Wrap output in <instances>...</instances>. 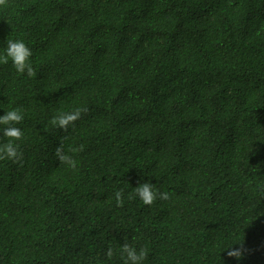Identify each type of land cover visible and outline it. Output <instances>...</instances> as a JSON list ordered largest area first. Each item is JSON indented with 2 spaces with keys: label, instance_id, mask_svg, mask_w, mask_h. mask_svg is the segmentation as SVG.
<instances>
[{
  "label": "trees",
  "instance_id": "obj_1",
  "mask_svg": "<svg viewBox=\"0 0 264 264\" xmlns=\"http://www.w3.org/2000/svg\"><path fill=\"white\" fill-rule=\"evenodd\" d=\"M7 38L36 75L0 64L25 133L23 165L0 161V264H124L125 242L143 264H264V0H8ZM149 181L170 199L145 205Z\"/></svg>",
  "mask_w": 264,
  "mask_h": 264
},
{
  "label": "clouds",
  "instance_id": "obj_2",
  "mask_svg": "<svg viewBox=\"0 0 264 264\" xmlns=\"http://www.w3.org/2000/svg\"><path fill=\"white\" fill-rule=\"evenodd\" d=\"M0 6L8 7V0H0ZM33 56L32 49L22 39H8L7 46L5 47V53L0 55V64H8L11 60L14 68L17 72L26 73L29 77L36 75L31 57ZM88 109L86 107H77L73 111L63 112L55 116L51 120V124L58 129H62L64 132H69V129L75 126V122L79 120L83 113H86ZM24 119L23 113L19 109L8 110L6 114L0 115V129L2 135H0V161L9 160L13 163L23 165L24 154L21 149V144L17 143L23 141L25 133L18 127ZM47 131V129H45ZM4 138H7L6 141ZM84 145L70 149V152H65L63 139L60 140L59 145L55 149V157L62 165H67L70 169H77V160L74 154L83 151ZM135 195L145 205H152L157 199L168 200L170 199L169 192H160L155 190L153 184L149 182L140 183L138 187H135ZM116 204L119 207L124 205V192L123 189L115 192ZM248 249L241 243L239 248H231L228 251V255L235 257L237 260L242 259L247 253ZM121 258L124 260V264H143V261L147 258L148 250L146 248L136 247L129 243H123L119 250ZM108 258H112L114 255L113 248L109 245L107 253Z\"/></svg>",
  "mask_w": 264,
  "mask_h": 264
}]
</instances>
